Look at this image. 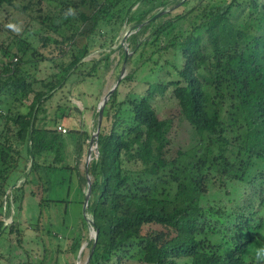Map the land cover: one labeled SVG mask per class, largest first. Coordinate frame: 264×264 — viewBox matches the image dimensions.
Segmentation results:
<instances>
[{"label": "trees", "instance_id": "obj_1", "mask_svg": "<svg viewBox=\"0 0 264 264\" xmlns=\"http://www.w3.org/2000/svg\"><path fill=\"white\" fill-rule=\"evenodd\" d=\"M179 6L183 13L151 20ZM5 8L40 22L53 34L41 35L43 49L56 52L47 57L21 34L18 55L7 47L0 63V237L17 233L21 241L23 229L5 227L4 212L10 203L21 211L32 181L48 194L75 175L84 201L90 193L85 226L97 232L87 264H256L264 244V0H0ZM69 8L75 17L65 18ZM111 22L133 28L134 65L122 84L136 81L144 91L121 103L113 93L104 112L111 126L101 127L98 154L82 172L91 135L48 126L47 103L71 76L109 67L113 51L85 59L96 29ZM81 24L92 27L80 33ZM46 61L59 71L36 79L28 69ZM163 103L176 106L166 119ZM177 123L189 136L175 148ZM70 134L74 166L66 164ZM64 202L47 196L40 206ZM81 248L77 238L69 251Z\"/></svg>", "mask_w": 264, "mask_h": 264}, {"label": "rangeland", "instance_id": "obj_2", "mask_svg": "<svg viewBox=\"0 0 264 264\" xmlns=\"http://www.w3.org/2000/svg\"><path fill=\"white\" fill-rule=\"evenodd\" d=\"M199 0H192V5L197 4ZM185 11V7L179 6L176 8L162 9L157 14H161L158 22H162L172 18ZM8 23H18L23 26V31L16 34L6 28ZM102 24L92 35L90 44L91 54L85 59L87 63L98 61L105 54L111 53L109 67L98 68L93 76L81 77L78 74L71 76L69 81L62 89H58L55 96L47 103L51 109L49 115L52 116V109L58 103H63L65 107V115L67 110L71 113V121L69 126L64 127L69 134V131L85 130L91 135V139L85 144V153L80 164V169L83 172L84 167L89 162V155L96 157L95 145L92 144V138L98 127V113L104 97L116 85L122 75L124 61L121 58L122 50L132 53L127 39L134 33L132 26ZM92 24L77 26L78 32L83 33L91 29ZM119 28V29H118ZM47 30V29H46ZM24 34V38L28 39L36 48L50 57L55 53L54 46L43 49L41 35H53L49 31L41 29L40 22L30 21L29 17L14 12L12 9L5 8L0 11V63L5 61L4 51L9 47L13 54L18 55L15 48L14 39L16 36ZM113 36L114 39H113ZM80 44L85 40H79ZM100 45H105L101 47ZM63 59V58H62ZM62 61L58 59V63ZM67 57L64 62H68ZM57 64V63H55ZM54 63L49 61L30 66L29 72L39 80L47 79L50 75L59 71ZM134 65V64H133ZM133 65H126L125 76L133 69ZM92 65L89 64L85 68V73L91 70ZM50 79V78H49ZM118 102L126 101L128 96L138 94L144 91V86L136 81L119 84L117 87ZM160 101V100H159ZM158 101V102H159ZM29 104V103H27ZM110 100L106 102L104 112L109 111ZM176 106L170 103H163L160 112V118L166 119L169 114L175 113ZM25 112L26 108L20 109ZM63 113V114H64ZM55 125L58 128L62 119L58 118L50 121V126ZM4 122L0 121V132L3 129ZM111 126V121H105L103 117L102 127L108 129ZM63 127V126H62ZM189 129L186 123L176 124L171 137L175 141V148L185 144L188 140ZM67 156L66 164L74 166V150L71 143L74 144V137L70 134L67 136ZM73 150V151H72ZM44 158L52 161L54 155L44 153ZM16 175L12 177L11 183L14 184ZM25 179L20 180L17 185L23 184ZM10 192V191H9ZM8 192V193H9ZM33 192L34 197L31 196ZM24 199L22 209L18 211L14 209L12 203H8L5 210L4 222L5 227L11 225L13 221L19 224L23 229L21 241L17 233L9 235L8 232L0 237V264H86L89 257L88 242L94 236V230L90 226H85L84 223V198L77 187V177L74 175L72 183L50 185L49 193H45L44 189L37 181H32L26 186L24 191ZM20 194V193H19ZM49 197L53 200H64V203L51 204L44 207L40 206V201ZM16 205V203H14ZM18 205V202H17ZM17 207V206H16ZM17 210V212H16ZM16 215V216H15ZM15 218V219H14ZM81 238L82 252L78 255L70 252V248L75 239ZM130 264V263H129ZM139 264V263H132Z\"/></svg>", "mask_w": 264, "mask_h": 264}, {"label": "water", "instance_id": "obj_3", "mask_svg": "<svg viewBox=\"0 0 264 264\" xmlns=\"http://www.w3.org/2000/svg\"><path fill=\"white\" fill-rule=\"evenodd\" d=\"M161 16V14H156L151 20H155V19H158L159 17ZM130 53L126 52V56H125V60H124V66H123V70H122V75L121 77L119 78L118 82L116 83V85L108 92V94L104 97L103 99V102L100 106V109H99V117H98V127H97V131L94 135V137L92 138V144L94 143V139L99 135L100 131H101V127H102V122H103V117H104V107L106 105V102L110 99V97L113 95V93L117 90V87L119 86V84L121 83V80L124 79L125 77V70H126V65H127V61L130 57ZM97 150V148H96ZM96 153L98 154V151H96ZM92 159H91V154L89 155V161L90 162ZM89 186H90V180H89ZM89 198H90V193H88L86 195V199H85V203H84V214H85V211H86V208L88 206V202H89ZM93 238L95 239V243H96V240H97V232H94V236ZM82 248L80 250V253L82 252ZM91 256L89 257L88 261L90 260ZM87 261V262H88ZM87 264V263H86Z\"/></svg>", "mask_w": 264, "mask_h": 264}, {"label": "clouds", "instance_id": "obj_4", "mask_svg": "<svg viewBox=\"0 0 264 264\" xmlns=\"http://www.w3.org/2000/svg\"><path fill=\"white\" fill-rule=\"evenodd\" d=\"M65 18L72 16L75 17L77 15V12L75 9L73 8H69L66 12H65ZM6 28L11 30L12 32L16 33V34H20L23 31V26L21 24L18 23H8L6 25ZM255 260H256V264H264V244H261L260 246H258L255 250Z\"/></svg>", "mask_w": 264, "mask_h": 264}, {"label": "crops", "instance_id": "obj_5", "mask_svg": "<svg viewBox=\"0 0 264 264\" xmlns=\"http://www.w3.org/2000/svg\"><path fill=\"white\" fill-rule=\"evenodd\" d=\"M64 110H65V107L63 106V103H58L55 106H53L52 116L48 115V126H50V123H52L50 121L55 120V118L56 119L57 118L62 119L61 117H62L63 113L65 112ZM47 111H48V114L51 113V109L49 108L48 105H47ZM70 113L71 112L69 110H67V113H66L67 116L64 119H62L61 124H58V125L63 126V127L69 126V124H70L69 122L72 119ZM54 123H56V121Z\"/></svg>", "mask_w": 264, "mask_h": 264}, {"label": "built area", "instance_id": "obj_6", "mask_svg": "<svg viewBox=\"0 0 264 264\" xmlns=\"http://www.w3.org/2000/svg\"><path fill=\"white\" fill-rule=\"evenodd\" d=\"M15 60H17V59H15ZM57 129H58V131L61 132L62 134H66V132H67V130H66L64 127H62V126H59ZM93 146H95V151H96L97 146H96V145H93ZM96 156H97V155H96ZM91 159H93V158L91 157Z\"/></svg>", "mask_w": 264, "mask_h": 264}]
</instances>
